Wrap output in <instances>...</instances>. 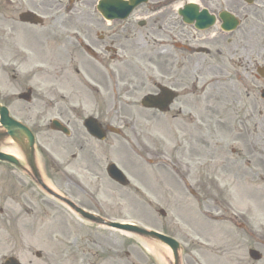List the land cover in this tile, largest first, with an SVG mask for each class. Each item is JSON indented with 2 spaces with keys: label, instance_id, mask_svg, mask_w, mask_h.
Here are the masks:
<instances>
[{
  "label": "rangeland",
  "instance_id": "374dc122",
  "mask_svg": "<svg viewBox=\"0 0 264 264\" xmlns=\"http://www.w3.org/2000/svg\"><path fill=\"white\" fill-rule=\"evenodd\" d=\"M251 20L262 33H252L248 42L252 52L264 46V11ZM21 38L33 50L19 58V64L28 73L41 47L36 38L23 35ZM223 43L219 41L218 47L211 49L210 56H195L199 64L196 71L194 59L185 58L186 68L181 85L177 87L181 94V114L176 119L153 116L150 110L141 108L142 95L155 90L147 77H143L145 84L138 86L132 95L123 94L121 103H118L120 99L112 103L107 93L91 85L65 90L37 87L38 93H49L45 98L49 105L48 98L58 96L63 101L72 96L74 102L82 103L85 115L99 114L103 124L121 130L119 136L108 134L103 143L90 141L89 152L80 158L88 163V169L73 163L72 142L61 134L46 131L37 135L39 155L41 152L51 156L54 153L61 160L62 172H48L47 178L53 189L104 218L131 221L175 237L182 247V264H236L235 258L247 257L242 250L232 256L233 224L226 221V217L222 220V217L212 218L206 212L202 215L201 209L207 206L214 210L229 202L237 216L244 214L256 232H264V182H252L248 178L232 180L229 175L232 168L225 163L221 166L228 156L245 157L242 150L248 144L264 151L261 144L264 100L259 98L260 89L238 86L234 80L235 90L227 94L222 86L207 85L211 75L209 66L215 70L218 63H222L224 71H235L242 69L245 60L249 66H264V60L251 57L257 60L252 62L251 52H245L243 42L235 41L230 49L222 48ZM218 50L220 52L216 53ZM3 56L0 51L1 65L5 63ZM227 58L230 59L228 64ZM138 64L139 68L129 67L144 73L153 69L146 58L139 57ZM159 69L164 70L163 67ZM230 74L235 78L234 72ZM11 78L10 73L3 78L0 92L14 94L12 108H18V104L25 106L23 119L40 114L37 111L40 95L35 94L28 103L17 101V94L24 86H18L16 82L8 84ZM38 82L36 79L27 83L36 86ZM60 90L62 93L59 94ZM242 102L248 105L246 112L242 110L244 106H240ZM42 111L46 112L44 105ZM238 112L247 115L248 136L244 135L243 129L241 131ZM79 116L76 112L72 117L74 129L80 128ZM169 158L184 174L168 166L166 159ZM109 161L122 168L130 180L129 186L121 188L108 179L104 167ZM41 168L43 170L42 163ZM72 175H77L79 180L68 182L66 176ZM21 177L25 182L20 180ZM160 209L165 211V216L159 213ZM218 214H224V211L220 210ZM143 241L138 236L79 219L66 206L43 193L24 174L0 163V264L7 256H15L23 264H167L166 257L160 261L147 253ZM253 247L259 249L258 245ZM36 252L41 256L36 257Z\"/></svg>",
  "mask_w": 264,
  "mask_h": 264
},
{
  "label": "flooded vegetation",
  "instance_id": "af4514ba",
  "mask_svg": "<svg viewBox=\"0 0 264 264\" xmlns=\"http://www.w3.org/2000/svg\"><path fill=\"white\" fill-rule=\"evenodd\" d=\"M262 7L264 0H0V51L5 60L4 64H0V82H4L3 78L10 73L12 78L7 83L16 82L24 89L65 90L92 85L107 93L112 103L116 99H120L118 103H121L123 94L132 95L138 86L144 85L143 77L149 78L151 87L155 88L146 94H156L160 86L175 90L181 85L186 68L185 58L194 59L197 67L195 56L202 52L210 53L212 48L218 47L219 41L225 42L222 48L229 49L235 41L243 42L245 52H251L248 42L252 33L256 31L262 35L251 19L264 11ZM108 14L121 17H106ZM224 19H228L229 24L237 19L238 24L234 29H226ZM22 35L36 38L41 47L33 70L28 73L19 64V58L24 57L26 51L33 50L26 45L27 41L21 38ZM139 57L146 58L153 68L149 73L134 71L129 67L139 68ZM251 57L264 60V46L251 52L249 58L256 63L257 60ZM245 62L240 81L245 87L264 88V76L257 71L261 65L249 66ZM161 67L163 71H160ZM177 70L180 71L175 75ZM208 70L211 71L212 67L209 66ZM36 79H39L36 86L27 83ZM29 92L33 93L31 90ZM36 94L40 95L36 99L39 101L37 111L41 115L24 119L35 135L45 132V121H49L51 116L71 126L76 112L81 116L84 114L82 103L74 102L72 96H67L63 101L58 96L48 98L49 105L45 101L49 93L42 91ZM13 98V93L0 92V102L11 108L15 105ZM43 105L45 113H42ZM240 106H244L242 110L246 112V102ZM181 107L182 101L175 99L165 113L157 109L145 110H150L153 116L176 119L181 114ZM207 107H211L210 103H207ZM25 108L18 104V108H12V112L22 117ZM229 108L226 107L231 111ZM47 114H50L49 117ZM243 114L238 112L241 115V131L247 116ZM96 117L99 119L100 115ZM79 130H74L76 134L70 140L71 157L75 165L88 169V163L80 158L89 152L90 144ZM261 144L264 146V134ZM232 152H235L234 149ZM242 152L245 157L237 159L228 156L221 166L225 163L232 168L229 172L232 180L248 178L252 182H264L262 148L248 144ZM217 159L218 156L216 162ZM43 160L44 163L47 161L44 156ZM54 161L56 165L59 163ZM68 178L69 182L78 180L77 176ZM232 222L235 229L231 234V251L234 254L238 250L250 251L251 247L258 245L259 249L253 248L260 253L258 260L242 257L237 258L236 263L264 264V232H256L245 215L241 222ZM237 227L242 231L239 232Z\"/></svg>",
  "mask_w": 264,
  "mask_h": 264
},
{
  "label": "water",
  "instance_id": "95a60500",
  "mask_svg": "<svg viewBox=\"0 0 264 264\" xmlns=\"http://www.w3.org/2000/svg\"><path fill=\"white\" fill-rule=\"evenodd\" d=\"M147 99H150V98H147ZM0 123L2 124V126L4 128H6L8 130L7 135L17 142V145L21 149V151L23 152L29 167L34 172L35 176L37 178H39V174L36 170V166H35V162H34V156H33L34 137H33L32 133L25 126L14 121L13 119L9 118L7 115L6 108L1 107V106H0ZM88 127L90 128V130H92L91 131L92 133H96V135L99 137L103 136L98 131L97 125L93 124L91 121L88 123ZM4 136H5V133H0V139L4 138ZM0 160H6V161L12 162L14 164H18V161L16 160V158L13 155L7 154V153L1 152V151H0ZM107 172L111 178L120 182L121 184L127 183V180L124 177V175L122 174V172L114 164H111L107 167ZM70 205L72 207H74L72 204H70ZM75 209L77 212H79L85 218L94 219L97 221H102V220L90 215L89 213L84 212L82 209H79V208H75ZM113 225L120 227V228H123V229H128V230L134 231L140 235H144L147 237L158 239V240L168 244L172 248L175 258H177V252L176 251L178 249V243L174 239L167 237V236H164L160 233H156L154 231H146L144 229H140V228L130 226V225H122V224H113ZM4 264H19V263L14 258L10 257V258L6 259Z\"/></svg>",
  "mask_w": 264,
  "mask_h": 264
},
{
  "label": "bare ground",
  "instance_id": "6f19581e",
  "mask_svg": "<svg viewBox=\"0 0 264 264\" xmlns=\"http://www.w3.org/2000/svg\"><path fill=\"white\" fill-rule=\"evenodd\" d=\"M228 62H230V59H227ZM223 68L221 67H217L215 68V71L211 72V79H210V83L209 86H213V87H218V86H222L223 88H225L226 90L229 91V93H232L233 91V86L236 87L233 84H230V79L229 77L223 75ZM238 79V77H236ZM204 87V86H203ZM7 144L9 143V141H5ZM6 143L2 144V149L6 152L9 153H13L14 155H16L17 157H20L18 151L13 147V146H8ZM145 248L151 252L152 254L158 256L159 258H161L160 253L158 252V248L156 246L150 245L148 243H144ZM164 252L170 256V252L167 249V247H163Z\"/></svg>",
  "mask_w": 264,
  "mask_h": 264
}]
</instances>
